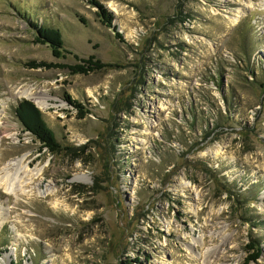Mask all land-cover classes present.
<instances>
[{
    "label": "rangeland",
    "instance_id": "obj_1",
    "mask_svg": "<svg viewBox=\"0 0 264 264\" xmlns=\"http://www.w3.org/2000/svg\"><path fill=\"white\" fill-rule=\"evenodd\" d=\"M31 25L61 32L62 58ZM91 56L105 68L86 76L28 66ZM21 101L58 150L22 129ZM0 110V176L26 157L55 190L0 186V264H204L216 247L210 264H244L257 241L264 264V0H0Z\"/></svg>",
    "mask_w": 264,
    "mask_h": 264
},
{
    "label": "trees",
    "instance_id": "obj_2",
    "mask_svg": "<svg viewBox=\"0 0 264 264\" xmlns=\"http://www.w3.org/2000/svg\"><path fill=\"white\" fill-rule=\"evenodd\" d=\"M92 4L99 10V17L103 19L108 24H111V16L107 14V11L95 1ZM34 31L35 44H40L47 46L54 58H62V47L63 39L61 32L58 29L31 25ZM118 39H122L121 34H117ZM81 64L66 65L61 63H46V62H36L31 61L28 63L31 69H54V70H67L69 74L72 75H89L105 68V64L95 57L91 56L88 59L81 60ZM65 101L68 105L72 106L80 116H84V106L78 101L72 99L71 96L65 95ZM15 116L17 121L20 123L22 129L25 132L30 133L34 138H36L43 148L48 149L50 152H55L59 149V145L56 141L53 131L49 128L47 123L44 121L41 112L35 107V105L29 101H21L15 108ZM247 257L244 264H258L257 261L261 258L262 249L259 242H251L246 247Z\"/></svg>",
    "mask_w": 264,
    "mask_h": 264
},
{
    "label": "bare ground",
    "instance_id": "obj_3",
    "mask_svg": "<svg viewBox=\"0 0 264 264\" xmlns=\"http://www.w3.org/2000/svg\"><path fill=\"white\" fill-rule=\"evenodd\" d=\"M33 92V90H32ZM18 95L20 98H28V99H35L36 102L39 104L41 107H45L46 104L44 102L43 98H40L38 96L34 97L33 94L30 92L29 89H22L19 90ZM36 95V94H35ZM8 100V99H7ZM5 105V102L3 103ZM1 111V110H0ZM25 158L22 157L19 159L11 160L8 162L6 169H3L4 174L0 176V186L3 188L5 192L8 194L14 195L17 197V193H21L23 196H33L36 194L38 197L45 198L48 195H51L55 193L54 188L52 187H46L45 190L40 189L39 187L35 186V180L42 174V169H33L30 170L29 164H25ZM74 181H79L82 182L84 180V177L79 175L73 179ZM34 185V186H33ZM184 187H189L188 183L183 184ZM191 187V186H190ZM196 193V192H195ZM2 208H0V227H2L5 222L7 221V215L3 216L2 215ZM13 229V227H12ZM14 231V229H13ZM194 243H197L194 241ZM203 246V243H200V247ZM194 247V245H193ZM204 247V246H203ZM191 249V247H187ZM222 249V248H221ZM217 251V247L213 250L206 249L205 250V260L204 264H210L212 262V259L215 258L213 257L214 254ZM224 253V252H223ZM199 256V254L197 253ZM212 255V256H211ZM222 255V254H221ZM196 256V255H195ZM220 257V256H219Z\"/></svg>",
    "mask_w": 264,
    "mask_h": 264
}]
</instances>
